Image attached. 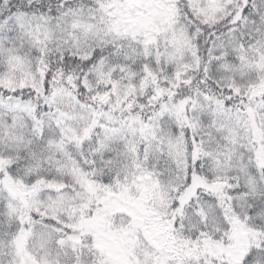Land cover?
I'll list each match as a JSON object with an SVG mask.
<instances>
[{
    "label": "snow or ice",
    "instance_id": "6c2138e0",
    "mask_svg": "<svg viewBox=\"0 0 264 264\" xmlns=\"http://www.w3.org/2000/svg\"><path fill=\"white\" fill-rule=\"evenodd\" d=\"M0 264H264V0H0Z\"/></svg>",
    "mask_w": 264,
    "mask_h": 264
}]
</instances>
